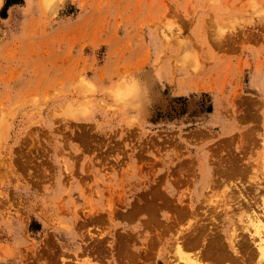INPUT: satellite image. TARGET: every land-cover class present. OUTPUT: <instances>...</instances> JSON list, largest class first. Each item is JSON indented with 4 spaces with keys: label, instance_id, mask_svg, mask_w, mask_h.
I'll use <instances>...</instances> for the list:
<instances>
[{
    "label": "rangeland",
    "instance_id": "obj_1",
    "mask_svg": "<svg viewBox=\"0 0 264 264\" xmlns=\"http://www.w3.org/2000/svg\"><path fill=\"white\" fill-rule=\"evenodd\" d=\"M17 1L0 264H264V0Z\"/></svg>",
    "mask_w": 264,
    "mask_h": 264
},
{
    "label": "bare ground",
    "instance_id": "obj_2",
    "mask_svg": "<svg viewBox=\"0 0 264 264\" xmlns=\"http://www.w3.org/2000/svg\"><path fill=\"white\" fill-rule=\"evenodd\" d=\"M43 1V0H42ZM42 1H41V3H42ZM46 1H47V4H53L56 0H45V3H46ZM60 0H58L57 2H59ZM44 5V3H42V7H44L43 6ZM45 7H47V6H45ZM44 7V8H45ZM219 27V26H218ZM220 28V27H219ZM222 28V27H221ZM218 33H220V32H218ZM187 55V54H186ZM186 55H184V60H183V63H185L186 62V60H187V56ZM121 87V86H120ZM131 92V89H129V90H125L123 93H122V95H121V98H123V97H126V95H128L129 93ZM132 97H133V94H132ZM263 167H264V165H263ZM264 170V169H263ZM253 212V211H252ZM251 212V213H252ZM264 213V212H263ZM245 214H246V212H245ZM247 214L250 216V214H249V211L247 212ZM253 214V213H252ZM251 214V216H253L252 217V219H250L249 221H248V223H249V227H248V229H250V231H249V236H250V238L252 239V241L254 242V244H256V252L258 253V256L259 257H261V259L262 260H264V215H263V217H260L259 215L258 216H256L255 214L254 215H252ZM248 215H246V216H248ZM248 216V217H249ZM243 227V226H242ZM247 228V226H246V224H245V226L243 227V229L244 228ZM245 228V229H246ZM248 229H246L247 231H248ZM232 230V229H231ZM235 230V229H234ZM230 234H233V231H232V233H230ZM237 235V234H236ZM231 237H232V239L230 240V242L228 241V243H229V247H230V249H231V252L233 253L232 255L235 257L236 255H238V250H237V247L235 246V244L238 242L237 240L239 239H235V235L233 234V235H231ZM240 237V236H239ZM243 241V240H242ZM221 242V241H220ZM190 247V246H189ZM191 248V247H190ZM203 250V249H202ZM179 255H180V250L177 248V251H176ZM255 252V253H256ZM257 253H256V255H257ZM240 255V254H239ZM186 256V255H185ZM184 256H182V254L179 256V258L181 259H184V258H187L186 260H189L191 257H189L188 258V256L187 257H184ZM178 258V259H179ZM207 258V257H206ZM179 259V260H180ZM192 259V258H191ZM190 259V260H191ZM194 260V259H193ZM184 262L186 263V264H189V262L187 261H185V259H184ZM183 262V263H184ZM242 262V261H241ZM191 264H193V261L191 262Z\"/></svg>",
    "mask_w": 264,
    "mask_h": 264
},
{
    "label": "trees",
    "instance_id": "obj_3",
    "mask_svg": "<svg viewBox=\"0 0 264 264\" xmlns=\"http://www.w3.org/2000/svg\"><path fill=\"white\" fill-rule=\"evenodd\" d=\"M16 2H18V1L17 0H5L3 7H7L9 4L16 3Z\"/></svg>",
    "mask_w": 264,
    "mask_h": 264
}]
</instances>
